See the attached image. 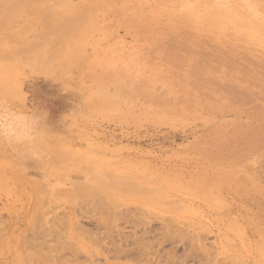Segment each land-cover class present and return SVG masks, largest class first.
Here are the masks:
<instances>
[{
	"label": "rangeland",
	"instance_id": "374dc122",
	"mask_svg": "<svg viewBox=\"0 0 264 264\" xmlns=\"http://www.w3.org/2000/svg\"><path fill=\"white\" fill-rule=\"evenodd\" d=\"M0 264H264V0H0Z\"/></svg>",
	"mask_w": 264,
	"mask_h": 264
}]
</instances>
